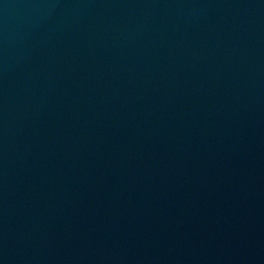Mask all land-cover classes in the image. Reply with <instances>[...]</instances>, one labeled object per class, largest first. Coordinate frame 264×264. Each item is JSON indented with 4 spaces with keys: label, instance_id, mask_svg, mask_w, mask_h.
<instances>
[{
    "label": "water",
    "instance_id": "1",
    "mask_svg": "<svg viewBox=\"0 0 264 264\" xmlns=\"http://www.w3.org/2000/svg\"><path fill=\"white\" fill-rule=\"evenodd\" d=\"M0 264H264V0H0Z\"/></svg>",
    "mask_w": 264,
    "mask_h": 264
}]
</instances>
